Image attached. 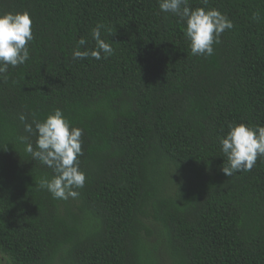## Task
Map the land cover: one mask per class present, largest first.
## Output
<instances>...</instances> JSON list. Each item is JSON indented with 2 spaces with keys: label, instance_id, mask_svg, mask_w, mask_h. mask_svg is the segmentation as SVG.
Instances as JSON below:
<instances>
[{
  "label": "trees",
  "instance_id": "obj_1",
  "mask_svg": "<svg viewBox=\"0 0 264 264\" xmlns=\"http://www.w3.org/2000/svg\"><path fill=\"white\" fill-rule=\"evenodd\" d=\"M0 264H264V0H0Z\"/></svg>",
  "mask_w": 264,
  "mask_h": 264
}]
</instances>
